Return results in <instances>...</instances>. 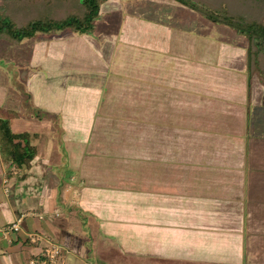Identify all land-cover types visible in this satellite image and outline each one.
Wrapping results in <instances>:
<instances>
[{
  "label": "crops",
  "instance_id": "1",
  "mask_svg": "<svg viewBox=\"0 0 264 264\" xmlns=\"http://www.w3.org/2000/svg\"><path fill=\"white\" fill-rule=\"evenodd\" d=\"M189 13L177 0H101L92 31L44 33L69 39L76 57L94 58L91 82L78 75L70 89H92L95 97L108 82L99 81L104 69L110 75L112 62L132 52L137 65L117 72L151 91L143 195H130L126 183L135 184V175L125 179L119 164L96 156H103L90 142L98 104L87 113L74 104L72 116L42 108L58 116V127L5 107L0 85V108L19 113L10 117L12 131L28 133L37 152L23 166L0 154V226L22 218L19 231H0V264H28L41 252L30 231L60 241L69 264H117L115 248L149 257L148 264H264V94L252 97L248 77L239 81L236 48L222 53L213 35L192 32ZM159 89L167 96L158 97ZM123 234L132 244L122 245Z\"/></svg>",
  "mask_w": 264,
  "mask_h": 264
},
{
  "label": "rangeland",
  "instance_id": "2",
  "mask_svg": "<svg viewBox=\"0 0 264 264\" xmlns=\"http://www.w3.org/2000/svg\"><path fill=\"white\" fill-rule=\"evenodd\" d=\"M195 1L214 12L226 11L230 15L264 24V0ZM75 2H79V0H71L69 6L63 1L60 2L61 8L55 12L56 15L63 16L71 12V9L74 11ZM23 4L25 3L22 0L17 2L14 0H0V7L5 6V11L18 14L19 18L22 16L21 21H17L19 25L28 22L26 20L31 14L33 16L39 14L37 8L27 10L28 4L26 9H23ZM189 11L192 32L207 38L213 35L215 41H220L222 53L228 50L229 45L236 48L237 58L235 63H237L239 81L244 82L248 77L252 85L250 92L252 97L261 100L264 94V77L255 67L249 69L247 57L248 38L227 24L211 21L191 7H189ZM30 12L32 13L30 14ZM77 12H79V9ZM66 29L67 31L70 30V28ZM44 33L47 32H37L35 36L24 38L18 43L7 38H0V85L7 88V93L2 99L4 106L17 110L24 108L26 114H41L44 111L42 108L45 107L65 108V114L72 116L76 114H72V111L75 112L72 108L74 104L77 110L84 111V113H87L90 107L88 105L92 102L93 105L98 104L95 109L96 113L100 108L102 110L100 116L97 114L98 117H94V132L96 134L99 130L103 133L99 132L100 135L97 136L96 134V137L94 134L90 142L91 144L94 143V148L99 147L101 149L99 153L103 152V156H98V153L96 156L99 161H106L111 166L119 164L125 179L126 173L127 179L135 175L131 179H137L136 183L129 184L127 182L126 184L127 187L129 185L135 191L130 192V195H141L142 184H144L142 181L149 179L151 161V91L148 83L146 85L135 84L134 81H131L132 79L137 80L133 76L127 75V77L122 78L119 74V72L124 71L129 74V66L134 67L137 65L136 62L131 60L132 52L125 51L126 61L125 58L120 57L112 62V73L110 72V75L104 69V76L99 81L102 82L106 78L108 82L105 83L106 88L98 94L100 96L95 97L96 92L92 89H70V85L73 84L71 80L76 79L75 76L79 75L78 82L82 79L88 81L92 79L94 74L90 62L94 58L91 55L86 58L85 54L77 56V58L75 56L77 52H71L73 46L69 39L58 37L53 41L52 34ZM261 56V66L264 69V55ZM113 67L115 69H112ZM118 69L119 72H117ZM76 70L78 71L74 75L73 72ZM74 86L76 85L74 84ZM172 94H176V92L169 91L168 96L172 97ZM157 96L166 97L165 89H159ZM102 103L105 104L102 105ZM79 111L77 112L79 113ZM178 138H174L175 143ZM127 224L132 225V221L129 220ZM124 229L128 231V228L125 227ZM121 240L122 245L132 244L130 242L131 238L125 237L124 234ZM112 250H114L113 254L115 256L112 257V260L116 261L117 264L149 263V257H145L146 259H142L141 262L134 259V254L125 250L122 251L121 255L118 254V249ZM92 257L99 258L100 254ZM135 261L137 262L135 263ZM79 263L80 261H78ZM89 263L90 259H86V264Z\"/></svg>",
  "mask_w": 264,
  "mask_h": 264
},
{
  "label": "trees",
  "instance_id": "3",
  "mask_svg": "<svg viewBox=\"0 0 264 264\" xmlns=\"http://www.w3.org/2000/svg\"><path fill=\"white\" fill-rule=\"evenodd\" d=\"M15 2L19 0H14ZM23 9L27 10L37 8V15H32L26 20L28 22L17 24L21 21L18 14L5 11L0 7V38L18 43L24 38L33 37L37 32H55L58 30L71 28L80 32L92 31L95 27V21L99 15L101 0H79L75 2L74 11L63 16H57L56 11L60 9L62 1L69 6L71 0H22ZM194 10L200 12L203 16L213 22H220L229 25L237 32L244 34L249 40L247 50L248 65L251 70L253 67L263 75L264 69L261 66V59L264 55V24L255 20H247L243 17H237L228 14L226 11L214 12L195 0H177ZM61 2V3H60ZM60 3V4H59ZM76 9V10H75ZM79 9V12L77 10ZM261 56V57H260ZM251 81L249 79V86ZM16 111L6 112L0 108V154L5 162H12L18 166L29 165L36 155V147L30 143L29 134L15 133L11 129L10 117L17 116ZM7 115V116H6ZM38 117L46 116L55 119L59 127L58 116L43 111L41 114H35ZM57 127V128H58ZM60 130V128H58Z\"/></svg>",
  "mask_w": 264,
  "mask_h": 264
},
{
  "label": "built area",
  "instance_id": "4",
  "mask_svg": "<svg viewBox=\"0 0 264 264\" xmlns=\"http://www.w3.org/2000/svg\"><path fill=\"white\" fill-rule=\"evenodd\" d=\"M44 218V215H40ZM22 218L19 217L15 222L0 226V231L3 233H12L21 229ZM28 239L33 242L43 243L42 250L39 254L30 257L28 264H69V250L58 240L49 235L30 231Z\"/></svg>",
  "mask_w": 264,
  "mask_h": 264
}]
</instances>
